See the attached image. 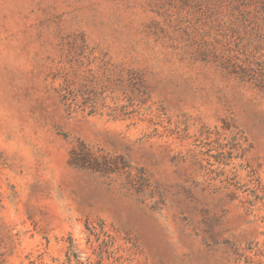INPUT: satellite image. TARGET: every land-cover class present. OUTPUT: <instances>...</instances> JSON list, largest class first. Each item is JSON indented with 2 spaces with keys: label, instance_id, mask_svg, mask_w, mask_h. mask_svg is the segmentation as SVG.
Returning a JSON list of instances; mask_svg holds the SVG:
<instances>
[{
  "label": "rangeland",
  "instance_id": "obj_1",
  "mask_svg": "<svg viewBox=\"0 0 264 264\" xmlns=\"http://www.w3.org/2000/svg\"><path fill=\"white\" fill-rule=\"evenodd\" d=\"M0 264H264V0H0Z\"/></svg>",
  "mask_w": 264,
  "mask_h": 264
}]
</instances>
